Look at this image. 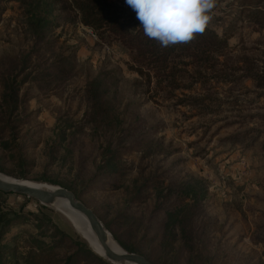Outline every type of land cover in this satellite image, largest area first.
I'll list each match as a JSON object with an SVG mask.
<instances>
[{
  "label": "rangeland",
  "instance_id": "1",
  "mask_svg": "<svg viewBox=\"0 0 264 264\" xmlns=\"http://www.w3.org/2000/svg\"><path fill=\"white\" fill-rule=\"evenodd\" d=\"M46 1L0 0V102L6 79L30 59L16 78L24 81L8 127L0 105V174L71 190L124 250L156 264H264V139L252 147L219 141L235 131L264 129V95L256 92L263 88L249 79L236 85L214 80L217 95L230 103L208 121L193 116V106L166 99L152 76L134 72L122 47L99 40L74 10L60 4L49 10ZM32 7L52 21L46 44L28 30ZM246 13L239 0H215L208 27L234 49L233 59L251 56L262 67L264 30ZM57 56L65 60L46 70L50 78L32 79ZM100 72L107 73L105 112L94 115L84 87ZM201 91L197 84L177 90L175 98ZM205 121L210 127L204 133L199 126ZM116 147L120 154L92 178L103 153ZM87 182L94 188L83 187ZM12 212L21 217L4 240L11 247L8 264H23L27 251L42 247H54L49 264H62L82 243L90 249L53 206L0 193V215ZM97 261L87 254L75 264Z\"/></svg>",
  "mask_w": 264,
  "mask_h": 264
},
{
  "label": "trees",
  "instance_id": "2",
  "mask_svg": "<svg viewBox=\"0 0 264 264\" xmlns=\"http://www.w3.org/2000/svg\"><path fill=\"white\" fill-rule=\"evenodd\" d=\"M239 3L241 12H247L245 17L250 21L259 23L260 26L255 27V29L264 30V0H239ZM45 4L49 10L54 8L55 4L74 10L78 15L79 23L86 28L92 29L99 40L107 44L116 43L125 50L132 62L130 68L134 72L138 74L148 73L152 76L154 87L163 93L166 99H176L178 104L186 103L193 106L195 108V111L191 114L193 116L198 118L212 117V115L221 111V106L224 103H230L231 99L223 100L224 98L217 95L212 85L214 80L236 85L245 79H249L257 84L258 87L263 88L261 89L262 91L256 90L258 95H264V65L260 67L254 57L246 55L237 56V59H233L231 54L234 49L228 46L224 37L208 26L202 34H197L189 43L162 48L155 40L149 39L144 35L135 13L128 5H121L110 0H48ZM4 10L5 8H0V15L3 14ZM37 11L35 7L31 8L29 16L26 18L27 27L36 43H40L44 39V44H46L49 41L47 39L49 30L46 27H49L52 21L49 20L48 16L37 14ZM46 12L49 11L46 10ZM39 47L43 48V45ZM28 56L21 60L18 70L11 76L10 80L6 79L5 81L7 83L6 94L3 96L0 105L6 112L5 114H0L3 115L2 118L6 121L4 125L6 127L15 121L17 100L20 96L17 85L24 81V79L17 81L16 78L27 67L26 62H30ZM62 60L64 61L65 58L57 56L37 75H34L32 79L35 81H46V78L52 76L47 74L46 70L61 64ZM59 71L60 74L64 73L61 70ZM102 73L104 72L87 79L84 87L85 99L89 104L91 113L94 115L105 112L101 102H103L102 98L106 94L104 77H106L107 73ZM197 84L202 87L201 92L189 95L184 94L180 98H175L177 90H190ZM207 121L199 126L201 128L204 127V133L210 127V123H207ZM230 124L231 122H228V124L226 123L222 126ZM142 127L138 134H143ZM252 131L256 133L251 134L250 132ZM147 133L151 135L149 131ZM260 138L264 139V129L248 128L228 134L220 138L219 141H238L252 147ZM145 140L147 139L143 138V141ZM124 147L125 145H120L121 149ZM121 149L118 151V147H116L106 150L101 156V163L97 165L96 171L91 177L93 178L97 174L98 168L101 169L102 166L108 167L109 163L113 162L114 155L120 154ZM22 161L24 164L25 160L22 159ZM88 183L83 187L94 188L93 184L90 186ZM0 193L15 192L0 190ZM76 197L78 198V195ZM12 213L0 215V264H8L6 255L11 247L4 241L7 230L11 223L21 217V212ZM42 232L41 230L40 233ZM33 240L36 241V238H33ZM82 244L84 247H78L74 252L67 255L66 260L62 264H75L77 258L87 254H91L98 259L97 263L99 262V264H110L91 248L89 249L85 246V243ZM53 254L54 247H42L37 252L29 250L26 252L23 264H49ZM145 258L155 263L151 258Z\"/></svg>",
  "mask_w": 264,
  "mask_h": 264
},
{
  "label": "clouds",
  "instance_id": "3",
  "mask_svg": "<svg viewBox=\"0 0 264 264\" xmlns=\"http://www.w3.org/2000/svg\"><path fill=\"white\" fill-rule=\"evenodd\" d=\"M143 33L166 48L192 41L211 19L215 0H125Z\"/></svg>",
  "mask_w": 264,
  "mask_h": 264
},
{
  "label": "water",
  "instance_id": "4",
  "mask_svg": "<svg viewBox=\"0 0 264 264\" xmlns=\"http://www.w3.org/2000/svg\"><path fill=\"white\" fill-rule=\"evenodd\" d=\"M0 190L4 192H15L23 194L29 198H33L39 201L42 204L50 206H53L56 202L64 200L69 204L71 208H73L86 218L90 230L102 247L103 258H105L111 264H154L146 259L143 255L136 252L126 251L120 245L119 246L121 248V251L114 250L110 246V239L112 241L115 240L112 238L108 230L104 227L97 214L89 206L79 200L74 192L67 188L54 187V189H46L33 187L5 180L0 176Z\"/></svg>",
  "mask_w": 264,
  "mask_h": 264
},
{
  "label": "bare ground",
  "instance_id": "5",
  "mask_svg": "<svg viewBox=\"0 0 264 264\" xmlns=\"http://www.w3.org/2000/svg\"><path fill=\"white\" fill-rule=\"evenodd\" d=\"M0 176L5 180L25 184L28 186L46 188V189H54V187L48 186L46 184L33 183V182L26 181V180H16V179L8 177L4 174H0ZM53 207L55 210L60 212L62 215H64L71 222L73 228L77 231V233H80V235H82V237H84L86 239L90 248L97 255L103 257L102 247L98 243V241L95 238L92 231L90 230L86 218L83 215H81L79 212H77L76 210L71 208L69 206V204L64 200L56 202L53 205ZM110 246L116 251H121L119 244L116 243L115 241H112L111 239H110ZM113 264H120V263H113ZM122 264H128V263H122Z\"/></svg>",
  "mask_w": 264,
  "mask_h": 264
}]
</instances>
